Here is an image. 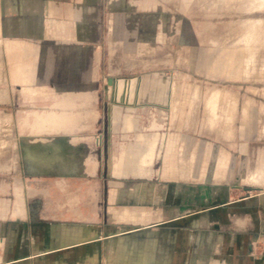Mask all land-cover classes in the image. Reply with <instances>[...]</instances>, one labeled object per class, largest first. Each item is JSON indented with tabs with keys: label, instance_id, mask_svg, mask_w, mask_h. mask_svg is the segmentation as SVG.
<instances>
[{
	"label": "crops",
	"instance_id": "1",
	"mask_svg": "<svg viewBox=\"0 0 264 264\" xmlns=\"http://www.w3.org/2000/svg\"><path fill=\"white\" fill-rule=\"evenodd\" d=\"M156 1L0 0V264H112L122 238L150 230L158 264H264L263 136L201 138L181 175L167 161L183 164L182 149L166 138L138 174V124L108 120L106 97L120 91L101 88L100 66L152 32ZM219 91L239 107L238 91ZM124 208L148 219L113 220Z\"/></svg>",
	"mask_w": 264,
	"mask_h": 264
},
{
	"label": "rangeland",
	"instance_id": "2",
	"mask_svg": "<svg viewBox=\"0 0 264 264\" xmlns=\"http://www.w3.org/2000/svg\"><path fill=\"white\" fill-rule=\"evenodd\" d=\"M231 1L158 0L152 32L139 33L138 39L131 42L132 48L107 49V63L100 66L101 74L107 78L101 81V88L104 83L107 89L111 87L110 78L125 81L118 92L120 95L106 97L108 120L112 115L129 128L138 124V131L134 128L132 131L133 135L138 133L142 152L151 148L154 140L155 149L162 150L164 139L173 141L181 147L185 159L181 165L174 159L168 160L167 166L182 168L186 173L194 170V161L190 160L201 138L230 136L229 131L240 137L244 127L249 126L252 136L256 134L264 139V41L255 43L258 52H254L251 63L243 61L248 51L243 43L247 32L243 20L264 19V3L261 11L250 13L244 8L249 1L236 0L235 5L234 0ZM261 25L260 35L264 37V22ZM218 89L225 93L238 91L242 96L236 98L240 103L234 108L227 96L218 97L219 105L213 117L207 101L212 91ZM171 90L181 95L170 97L167 94ZM245 100L249 101L246 105H251L246 113L243 112ZM178 114L179 120L173 121L172 116ZM244 116L247 117L245 123ZM211 118H215L213 123ZM123 131L125 136L129 129ZM155 165L161 167V162L156 161Z\"/></svg>",
	"mask_w": 264,
	"mask_h": 264
},
{
	"label": "bare ground",
	"instance_id": "3",
	"mask_svg": "<svg viewBox=\"0 0 264 264\" xmlns=\"http://www.w3.org/2000/svg\"><path fill=\"white\" fill-rule=\"evenodd\" d=\"M233 1V0H232ZM231 1V2H232ZM235 1L236 0H234V5L235 4H237V3H235ZM238 1H240V0H238ZM243 1V0H242ZM242 1H240V2H242ZM247 1H249L248 3H247V5H246V3H245V9H246V11L247 10H249L250 11V13H251V11H254V10H257V11H259L261 8H263V3H264V0H247ZM246 2V1H245ZM210 3V2H209ZM224 3V2H223ZM233 3V2H232ZM243 3V2H242ZM241 3V4H242ZM212 5V4H211ZM223 5V4H222ZM203 6V5H202ZM219 6H220V4H219ZM241 6H243V5H241ZM207 7H209V6H207ZM217 7V6H216ZM222 7V6H221ZM233 7H236V6H233ZM215 8V7H214ZM226 8V7H225ZM240 8H242V7H240ZM239 8V9H240ZM244 8H242V9H244ZM218 9H219V7H218ZM237 9V8H236ZM235 9V10H236ZM242 9L240 10V13H243L242 12ZM264 9V8H263ZM216 10V9H215ZM231 11V10H230ZM232 11H233V9H232ZM244 11V10H243ZM245 11V14L247 13V12H249V11H247L246 12ZM261 11V10H260ZM211 12H212V10H211ZM229 12V11H228ZM239 13V12H238ZM210 14V13H209ZM247 14H249V13H247ZM227 15H229V14H227ZM259 18V17H258ZM264 19H244L243 20V22H245V24L244 23H242V21H241V23L243 24V25H245L246 27H245V30H247V32L245 33L246 35H245V37H244V39H243V43H245V46L246 47H248V51L245 53V55L243 56L244 57V59H243V61L244 60H246V62L247 61H249V62H247V63H251V57H253L254 56V52H258V45H256L255 43L258 41V40H260V41H264V37H262L261 35H260V27L262 26L261 25V23L262 22H264L263 21ZM261 25V26H260ZM260 26V27H259ZM244 27V26H243ZM247 28V29H246ZM260 28V29H259ZM207 30V29H206ZM262 30V29H261ZM243 32H245V31H243ZM262 37V39H261V37ZM229 36V35H228ZM220 37V36H219ZM230 38V37H229ZM227 40V39H226ZM1 43V42H0ZM258 43V42H257ZM260 43V42H259ZM260 45V44H259ZM243 46V45H242ZM244 47V46H243ZM116 49V48H115ZM0 50H2V49H0ZM115 52V51H114ZM2 55V54H1ZM256 55V54H255ZM234 59V58H233ZM244 63V62H243ZM115 66H118V65H114V67ZM116 68H118V67H116ZM114 70V69H113ZM232 71V70H231ZM177 74V73H176ZM175 75V74H174ZM173 76V75H172ZM177 77V76H176ZM174 80V79H173ZM163 81V80H162ZM166 81V80H165ZM134 81H132V82H130V83H133ZM124 83H125V81H123V80H118V79H115V83H114V85H112L111 87H108V89H116L117 91H121L122 90V88H123V85H124ZM162 83V82H161ZM128 86H129V84H128ZM173 87H174V85H173ZM172 88V87H171ZM172 91V90H171ZM219 89H218V91H215V95L214 96H212V97H210L209 99H208V107H209V111H211L213 114V117H215L216 116V112H217V106L219 105V95L217 96L216 94H219ZM174 94V93H173ZM227 94V93H226ZM225 94V95H226ZM196 95V94H195ZM171 97V96H170ZM174 97H176L175 95H174ZM178 98V97H177ZM231 98V97H230ZM223 100H224V98H223ZM176 103V102H175ZM229 104H230V102H229ZM232 104V103H231ZM176 105V104H175ZM178 105V104H177ZM233 108H234V106H232ZM170 108H171V105H170ZM221 108H222V106H221ZM229 108H230V106H229ZM249 108V107H248ZM171 110V109H170ZM222 110V109H221ZM220 110V111H221ZM175 111V110H174ZM223 111V110H222ZM226 111V110H225ZM230 111V110H229ZM227 112H228V110H227ZM232 113L234 112V111H231ZM172 113H174V112H172ZM173 115V114H172ZM209 115H211V114H209ZM215 115V116H214ZM225 115H227V114H225ZM232 115V114H231ZM219 116V115H218ZM248 116V115H247ZM7 119V118H6ZM5 119V120H6ZM172 119V118H171ZM216 119H217V117H216ZM9 120V119H8ZM211 120V122L213 123L214 122V120H215V118L214 119H210ZM221 121V120H220ZM172 122V121H171ZM208 122H209V120H208ZM219 122V121H218ZM222 122H223V120H222ZM4 123H5V121H4ZM11 123V122H10ZM173 123V122H172ZM210 123V122H209ZM221 124V123H220ZM172 126V125H171ZM225 128H227L226 126H224ZM3 128V127H2ZM170 128V127H169ZM168 129V128H167ZM223 129V128H222ZM230 129V128H229ZM5 130V129H4ZM224 130V129H223ZM167 132V131H166ZM170 132V131H169ZM225 133V132H224ZM156 135H158V134H156ZM172 135V134H171ZM174 135V134H173ZM231 135V134H230ZM178 136V135H177ZM181 136V135H180ZM228 136V135H227ZM230 137V136H229ZM175 140V139H174ZM155 141V140H154ZM7 143V142H6ZM5 143V144H6ZM154 143V142H153ZM8 145V144H7ZM1 146H2V144H1ZM176 146V145H175ZM3 147V146H2ZM2 147H1V149H2ZM176 148V147H175ZM178 148V147H177ZM4 149V148H3ZM169 150H170V147L168 148ZM198 150H199V148H198ZM179 151H180V149H179ZM127 154H129V153H127V152H125L124 151V154H123V160H122V162L120 163V165H119V162L117 163V166H116V168H117V171H118V173L120 172H122L123 174H125V171L127 170V169H130V165L132 164V163H130V160L128 159V160H126L128 157H126V155ZM156 156V153H155V150H154V146H152L151 148H149L148 150H146L140 157H139V160L137 161V162H135V165H134V168H133V171L134 172H136L137 171V173L138 174H144V173H148V171H150V169H151V167H152V163H153V160H154V157ZM170 156H172V155H170ZM175 156V155H174ZM196 155H194L193 154V156H192V161H194V157H195ZM173 157V156H172ZM171 157V158H172ZM179 158V157H178ZM196 158V157H195ZM170 160H172V159H170ZM196 160V159H195ZM191 161V160H190ZM189 161V162H190ZM168 162V161H167ZM176 163V162H175ZM171 164V163H170ZM170 164H168V165H170ZM190 164V163H189ZM114 165V164H113ZM191 165V164H190ZM112 166V165H111ZM178 166H179V164H178ZM215 166V165H214ZM174 167V166H173ZM173 167H172V169H173ZM182 167V166H181ZM260 168V167H259ZM164 169H165V167H164ZM163 169V170H164ZM175 169H177V168H175ZM180 169H182V168H180ZM180 169L176 172V173H178L179 171H180ZM192 169V168H191ZM168 170V169H167ZM170 170V169H169ZM260 170H261V168H260ZM127 171H129V170H127ZM173 171V170H172ZM182 171V170H181ZM190 171H192V170H190ZM117 173V172H116ZM170 173V172H169ZM176 173H174L173 172V175H175ZM263 173V172H262ZM167 174V173H166ZM181 175V173L179 172L177 175ZM183 174H185V173H183ZM189 174V173H188ZM118 175V174H117ZM120 175V174H119ZM122 175V174H121ZM190 176V175H189ZM172 177H175V176H172ZM182 177V176H181ZM259 177H261V176H257V180H259ZM188 178V177H187ZM261 179V178H260ZM262 179H263V176H262ZM253 180H256V179H254L253 178ZM261 181V180H260ZM255 182V181H254ZM259 182V181H258ZM262 182V181H261ZM261 182H259V184H261ZM113 183V182H112ZM262 183H264V182H262ZM120 184V183H119ZM122 184V183H121ZM120 184V185H121ZM256 184H257V182H256ZM143 186V185H142ZM142 186H138L139 187V189H143L144 190V188H146L147 186H144V187H142ZM116 187V186H115ZM114 188V187H113ZM116 191V190H115ZM147 192V191H146ZM116 193V192H115ZM142 194V193H141ZM116 195V194H115ZM139 210H141V209H139ZM139 212V211H138ZM136 213V211H132V210H130V209H128V208H124L123 210H121V211H117V210H114L113 212H111V213H113L112 214V216H113V220L114 219H116L117 220V222H119L118 220H122V221H135L136 223H137V221H144V222H146L145 221V219L147 218V216H148V211H145V210H141L139 213ZM150 213V212H149ZM150 215V214H149ZM151 217V216H150ZM148 219V218H147ZM150 219V218H149ZM148 234L149 235H151V237L148 235V238H146L145 240H141L140 241V243L139 244H136V243H134V242H130L129 241V239L127 238V239H125V238H122L120 241H119V243L115 246V249H113V254H112V264H158V261H157V259H156V255H157V252H156V246H157V240L155 239V238H152L153 236H152V234H156V232L155 231H153V230H150V231H148ZM163 264H166V262H163Z\"/></svg>",
	"mask_w": 264,
	"mask_h": 264
},
{
	"label": "water",
	"instance_id": "4",
	"mask_svg": "<svg viewBox=\"0 0 264 264\" xmlns=\"http://www.w3.org/2000/svg\"><path fill=\"white\" fill-rule=\"evenodd\" d=\"M114 83H115V79L110 78L109 79V84L112 86V85H114ZM108 90H110V89H108Z\"/></svg>",
	"mask_w": 264,
	"mask_h": 264
}]
</instances>
